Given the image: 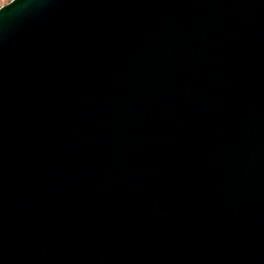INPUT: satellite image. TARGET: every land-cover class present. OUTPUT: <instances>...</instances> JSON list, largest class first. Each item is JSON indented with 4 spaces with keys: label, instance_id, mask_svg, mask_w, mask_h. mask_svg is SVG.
<instances>
[{
    "label": "water",
    "instance_id": "1",
    "mask_svg": "<svg viewBox=\"0 0 264 264\" xmlns=\"http://www.w3.org/2000/svg\"><path fill=\"white\" fill-rule=\"evenodd\" d=\"M0 264H264V0L1 6Z\"/></svg>",
    "mask_w": 264,
    "mask_h": 264
},
{
    "label": "rangeland",
    "instance_id": "2",
    "mask_svg": "<svg viewBox=\"0 0 264 264\" xmlns=\"http://www.w3.org/2000/svg\"><path fill=\"white\" fill-rule=\"evenodd\" d=\"M11 0H0V7L7 4Z\"/></svg>",
    "mask_w": 264,
    "mask_h": 264
}]
</instances>
